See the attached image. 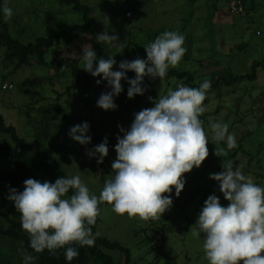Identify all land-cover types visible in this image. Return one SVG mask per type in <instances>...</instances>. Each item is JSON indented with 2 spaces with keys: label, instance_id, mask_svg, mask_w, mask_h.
<instances>
[{
  "label": "rangeland",
  "instance_id": "1",
  "mask_svg": "<svg viewBox=\"0 0 264 264\" xmlns=\"http://www.w3.org/2000/svg\"><path fill=\"white\" fill-rule=\"evenodd\" d=\"M76 1L90 7L89 20L97 35L105 31L118 35L119 40L111 44L99 43L104 53L115 59L114 71L120 70L122 61L146 59L144 47L165 31L182 34L187 49L179 65L169 70L190 72L196 83L249 74L254 71V63L262 64L257 67L256 81L232 86L222 82L219 89L207 93L206 111L201 116L208 120L204 129L210 154L200 168L185 174L186 183L179 197L173 189V205L160 220L130 219L127 214H115L109 205L101 208L97 219L98 236L129 249L132 264H208L202 247L203 233L200 238L194 237L190 228L209 195L219 197L224 206L228 204L219 191V182L209 178L210 174L223 171L221 165L225 160L215 155L209 120L226 123L228 132L234 135L235 148L227 150L223 141L219 145L227 150L226 160L232 162L234 170L240 168L243 174L264 187V0H247L248 12L242 14H233L230 0ZM8 6L14 13L5 21L9 32L25 45L48 37L52 31L60 33L85 24L84 13L74 10L72 0H8ZM85 47L94 50L92 35L88 32H82L70 44L63 43L48 51L45 64L33 59L31 65L19 70L18 60H11L3 48L0 51V115L37 153L49 149L69 178L79 175L98 196L104 181L114 175L111 165L117 157V136L124 135L120 127L130 129L135 113L153 107L158 96L175 90L178 85L188 84L175 79L159 81L150 94L152 100L149 97L130 99L119 94L114 97L117 108L105 111L97 107V101L102 93L112 89L102 76L94 77L83 69ZM126 75L129 79L135 77L131 71ZM148 79L145 77L142 87ZM97 80L101 83L97 84ZM122 83L129 86L125 80ZM77 84L79 88L72 90ZM5 85H14V89L4 90ZM84 122L90 126L91 143L87 145L79 144L68 135L72 126ZM105 138L109 152L103 163L98 164V154L89 157L87 152ZM7 143L12 144L11 136L0 133V146ZM14 170L12 159L0 156V172ZM4 186L0 182V187ZM11 207L12 202L0 205V264H23L21 242L1 234L10 227L3 214H8ZM23 249L26 250L24 245ZM106 253L117 263L126 262L119 251Z\"/></svg>",
  "mask_w": 264,
  "mask_h": 264
},
{
  "label": "clouds",
  "instance_id": "2",
  "mask_svg": "<svg viewBox=\"0 0 264 264\" xmlns=\"http://www.w3.org/2000/svg\"><path fill=\"white\" fill-rule=\"evenodd\" d=\"M2 12L5 21L14 14L7 0ZM96 39L97 43L111 44L119 37L105 31ZM184 43L182 34L165 31L144 47L146 59L122 61L117 71L113 70L116 64L113 57L98 58L93 48L85 47L83 69L94 77L102 76L112 89L100 95L97 107L105 111L117 108L114 97L123 91L122 80L129 84L128 98L143 95L145 77L163 80L170 68L179 65L187 51ZM129 71L135 73L134 78L127 77ZM210 88L209 80L199 87L178 85L158 96L153 107L135 113L130 129L120 127L124 135L117 136V157L111 165L114 175L104 181L98 196L79 175L63 176L54 183L29 178L24 181L23 191L11 189L8 199L14 201L20 213L29 247L35 253L44 250L54 253L67 246L64 255L71 262L79 255L71 245L94 244L92 226L101 216L102 204L109 205L117 215L127 214L130 219L160 220L173 205V189L179 197L186 183L185 174L200 168L210 154L208 135L200 119L206 111L204 101ZM209 126L216 145L215 155L226 157L227 150L236 147L234 135L228 132L226 123L209 120ZM89 127L87 122L77 124L69 129L68 135L87 145L91 143ZM221 141L226 143L227 150L219 146ZM108 152L105 138L87 155L98 154L97 163L102 164ZM221 167L223 171L212 173L209 178L219 182V191L228 204L224 206L219 197L209 195L190 231L197 238L203 233L202 247L208 264H264V187L240 168L234 170L229 160H222ZM20 251L23 264H35L38 257L23 249V241Z\"/></svg>",
  "mask_w": 264,
  "mask_h": 264
},
{
  "label": "trees",
  "instance_id": "3",
  "mask_svg": "<svg viewBox=\"0 0 264 264\" xmlns=\"http://www.w3.org/2000/svg\"><path fill=\"white\" fill-rule=\"evenodd\" d=\"M75 2L74 10L78 12H83L85 17V24L78 25L69 31H63L57 33L52 31L48 37L38 38L34 43L25 45L20 41L15 40L10 32L7 23L4 20V15L2 12V6L5 0H0V51L3 48H6L9 53V58L11 60H18L17 69H21L24 66L31 65L32 60H38L41 63L45 64L46 53L53 48L60 47L63 43L70 44L76 37H78L82 32H88L92 35V43L94 50L98 51L100 57L108 59L109 57L104 53L102 46L97 43L96 36L97 34L91 28L90 24V14L91 9L87 5H82L79 1L72 0ZM247 0L244 1L245 11L247 10L246 5ZM8 3V0H7ZM76 62L75 64H77ZM262 64L254 63V71L249 74L244 75H232L230 78L220 77L218 80L211 82V88L208 90L215 91L220 88L222 82H225L227 85L232 86L234 83H242L244 81H256L257 80V67H260ZM114 68V66H113ZM170 79H175L177 81L186 82L189 87H199L201 83L195 82V76L190 72H183L181 70L173 69L169 70L167 76L160 80L159 78L148 79L143 87L146 88V91L143 95H136L135 97L138 100H143L146 97H150L151 92L157 85L159 81H169ZM202 80V79H200ZM123 91L120 93L122 95H127V90L129 86L123 85ZM79 85L72 87L71 89H78ZM207 92V93H208ZM61 114V113H57ZM203 121L204 126L208 123L206 116H201L200 118ZM0 133L8 134L12 138V144L7 143L3 146H0V156L12 159L15 165V170L13 172H0V182L4 183V187H0V205L4 203L12 202V207L9 209L8 214H3L6 216L7 221L10 224L9 229L1 231L3 236H6L12 239L15 242L23 241L24 248L28 250L33 256H37L38 259L35 261V264H90L92 261L99 262L101 264H123L115 262L114 258L107 254L106 251H119L124 255L126 262L124 264H132V254L131 251L123 247L118 242L109 241L106 238H102L97 234V226L99 220L96 224L92 226V232L95 235V242L92 246L80 247L79 245L73 244L72 247H75L79 255L74 258L71 262L65 259V248L56 250L54 253H50L48 250H44L42 253H35L29 247V236L22 229L20 222V213L15 212L14 201L8 199L11 189H16L18 192L23 191L24 181L31 176V179H38L40 182L49 181L54 183L56 179L60 177L69 178L66 171L56 163L55 158L52 156V153L49 149H46L43 153H37L30 143L22 138L15 127L7 126L4 123V118L0 115ZM209 140V139H208ZM208 143V148H209ZM210 150V149H209ZM226 159V157H222ZM261 177V176H259ZM71 194V190L70 193ZM106 204H102V208Z\"/></svg>",
  "mask_w": 264,
  "mask_h": 264
},
{
  "label": "built area",
  "instance_id": "4",
  "mask_svg": "<svg viewBox=\"0 0 264 264\" xmlns=\"http://www.w3.org/2000/svg\"><path fill=\"white\" fill-rule=\"evenodd\" d=\"M231 1V11L233 14H242L245 12V5L244 1L245 0H230ZM14 89V85H5L4 90H12Z\"/></svg>",
  "mask_w": 264,
  "mask_h": 264
}]
</instances>
